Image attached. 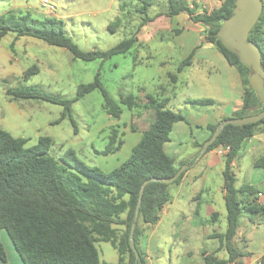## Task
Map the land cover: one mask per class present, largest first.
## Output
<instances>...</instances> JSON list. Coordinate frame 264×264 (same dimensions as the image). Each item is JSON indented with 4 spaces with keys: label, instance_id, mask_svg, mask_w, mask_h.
Returning <instances> with one entry per match:
<instances>
[{
    "label": "rangeland",
    "instance_id": "1",
    "mask_svg": "<svg viewBox=\"0 0 264 264\" xmlns=\"http://www.w3.org/2000/svg\"><path fill=\"white\" fill-rule=\"evenodd\" d=\"M44 1L53 8L50 9ZM223 2L187 0L186 5L197 16L210 13ZM140 8L136 0H0V15L14 11L29 14L33 19L47 17L61 20L66 35L84 52H104L129 38L136 41L124 55L104 61L84 62L74 59L65 49L39 40L16 38L13 34L3 37L0 40V130L14 138L25 139L26 147L35 146L40 137L50 138L53 142L49 151L51 156L60 158L71 150L86 166L108 173L128 159L142 132L152 122L156 102L161 101L164 94L176 93V99L168 107L175 113L190 105L196 106L199 112L220 110L223 101L218 84L213 83L218 76L213 73V68H207L209 61L199 62L202 68L196 63L186 67L178 75L176 86L169 79V75L176 74L177 67L186 59L183 57L185 51L178 45L179 40L196 38L203 45H208L207 29L192 22L185 12L170 16L167 0H152L146 23H143L144 15L140 13ZM117 18L120 19L119 25L109 28ZM34 66L37 71L25 79L24 73ZM98 72L103 88L115 103L130 94L136 99V107L132 111L121 105L123 113L119 120L106 114L98 90L72 105L71 120L75 128L69 118L61 119L63 109L59 105L37 100L13 101L6 95L7 90L32 88L71 100L78 86L91 83ZM186 97L193 101L205 98L213 104L181 102ZM111 138L115 150L103 155ZM190 143L195 145L199 141L196 137H192L191 142L184 141L181 156L180 153L173 156L176 163L191 158ZM171 148L172 145L166 146L168 154L172 153ZM259 159L264 161V149L253 154L246 150L239 156L233 168L236 187L247 184L264 190V168H254L253 165ZM200 168H190L189 176ZM199 182L192 185H199ZM222 183V174L215 169L206 183L208 192L200 198L199 217L194 221L191 213L198 199L191 198L198 189L189 187L180 193L176 185H169L171 196L180 194L168 210V215L164 216L161 212L156 227L139 223L142 233L148 230L147 237L151 236L150 240L143 239L145 250L142 251L148 264H203L201 252H212L218 245L216 239L205 236L212 234L211 225L204 223L209 218L208 213L213 210L218 214L216 232H222L226 226V210L220 192ZM260 204L264 205V199ZM241 218L243 231L244 226L250 224L245 214ZM198 220L204 223V234L200 232L201 227L198 230L194 228L198 226ZM189 221L192 228L186 230ZM239 244L240 247L243 245ZM96 248L100 261L109 264L118 262V253L109 243L98 242Z\"/></svg>",
    "mask_w": 264,
    "mask_h": 264
},
{
    "label": "trees",
    "instance_id": "2",
    "mask_svg": "<svg viewBox=\"0 0 264 264\" xmlns=\"http://www.w3.org/2000/svg\"><path fill=\"white\" fill-rule=\"evenodd\" d=\"M136 1L141 5L143 23L148 22L147 13L152 0ZM167 1L170 16L185 12L192 22L202 24L207 29L206 42L230 66L238 70L242 79L240 109L231 117L221 118L215 125H207L209 135L206 140L222 121L253 116L263 111L264 102L258 99L249 84L251 69L242 65L238 57L229 52L217 37L223 22L232 15L235 0H224L219 8L197 16L186 5L187 0ZM261 2L262 12L249 33L248 41L257 45L264 70V0ZM119 22V18L115 19L109 28L118 26ZM8 34H13L16 38H32L65 49L74 59L84 62L95 59L104 61L116 55H124L136 42L134 38H129L104 52H84L66 35L61 20L47 17L33 19L29 14L22 15L14 11L0 15V40ZM191 58L192 54L180 63L176 74L169 75L174 86L177 85L178 74L190 65ZM36 71L35 66L29 69L24 73L25 79ZM97 90L102 96L106 114L112 119H120L123 113L121 105L128 111L136 107V99L131 94L115 103L103 88L99 72L91 83L79 85L71 100L32 88L7 90L6 95L13 101L37 100L59 105L63 109L61 119L71 120L72 105ZM165 103L166 100L156 102L152 122L142 132L128 159L108 173L86 166L71 150L60 158L51 156L49 151L53 142L50 138L40 137L35 146L26 147L25 139L14 138L8 132L0 130V232H6L23 264H109L100 261L96 248L98 242L109 243L117 251L118 262L115 264H148L145 254L139 248V238L142 235L139 223L147 226L157 224L164 207L172 201L169 185L181 182L185 173L196 164L198 152L206 141L195 144L198 148L195 156L176 163L174 157L165 152L164 145L169 142L174 124L186 122V119L182 114L166 108ZM186 103L213 104L211 100H187ZM71 122L75 128L74 122ZM256 133H264V118L255 124L226 125L204 153L206 155L219 147L228 148L222 172L226 230L223 234L209 236V239L218 241L219 247L214 253L202 252L203 264H242L241 258L247 254L239 251L235 244L242 214L252 224L259 221L264 223V205L257 202L261 193L249 185L237 188L232 171V164L239 157L245 141ZM113 142L111 138L103 155L114 152ZM183 165H187V170L172 184L149 182L143 190L134 231V243L140 256L136 262L129 245V232L141 186L150 179H169ZM254 167L264 168V161L258 160ZM195 213L197 214V207ZM216 217L217 214L214 213L211 221ZM222 250L226 252L225 259L216 255ZM6 261V252L0 240V262ZM258 264H264V247Z\"/></svg>",
    "mask_w": 264,
    "mask_h": 264
},
{
    "label": "crops",
    "instance_id": "3",
    "mask_svg": "<svg viewBox=\"0 0 264 264\" xmlns=\"http://www.w3.org/2000/svg\"><path fill=\"white\" fill-rule=\"evenodd\" d=\"M178 45L180 48H183V50L185 51V55L183 57L187 58L189 55L192 54V58H191V62L189 66L193 65V63H196V65H198L199 68H202V65L199 62L209 61L210 65H207V68H211V69L213 68V73H216L218 76L216 77L217 80L216 79L213 80V83L216 82L218 84V88H219L218 91L221 95L223 102L221 103V107H220L221 109L217 111L209 110L205 112L204 111L199 112V109L193 105L183 106V108L178 111L179 114H182L185 117L186 122H178L174 124L172 131L170 133V136H169V142L164 145L165 152H166V146L168 144L172 145V148H171L172 153L168 154L166 152L171 157H173L174 155L176 156L179 153H180L179 155L181 156L182 154L181 150L184 148V147L182 148L181 144H183V142L186 140L188 142H191L192 137H196V140L199 141V143H202L203 141H205L209 135V132L206 130V126L215 125L221 118L231 117L232 115H234V113L240 109V106L242 104V96H243V85H242V79H241L240 73L238 72L236 68L230 66L226 62V60L223 58V56L211 44L203 45L196 38L193 40V39H188L185 37L184 39L182 38L179 40ZM178 80L179 78L177 76V82ZM161 99L166 100L165 105H166V108H168L170 102L176 99V93L172 91L168 95L164 94L161 97ZM204 99L205 98H198L195 100H204ZM187 100H192V99L189 97H186L181 102H186ZM263 135L264 133H257V135L248 138L245 141L242 151L239 156H241V154H243V152H245L246 150L251 151L252 154L263 151L264 149ZM188 146L192 149V152L190 153L191 156L189 157L195 156L197 153L196 146L191 143ZM226 153H227L226 147H219L217 149H214L208 152L206 155H204L201 159L197 161L196 166H193V167H198V168L201 166L199 171L189 176L190 174L189 173L190 169H189L185 173L181 182L178 185H176L178 192L180 191L182 192L184 189L185 190L190 189L189 187L198 189L197 194L194 197L192 196L191 198L192 200L198 199L195 205L193 206L192 213H191V215L194 218L193 221L199 217V210L202 205L201 204L202 201L200 198H202V195L204 193L208 192V185H206V183L208 182L210 175L212 174V172L215 171V169L217 170L218 174L219 173L222 174L223 172V168H224L223 160H224ZM257 161L258 160H255L253 162V165ZM235 165H237V160L232 164V171ZM235 178H236V175H235ZM196 182H199L200 184L196 186L192 185ZM243 185H247V184H243ZM222 186H223V183L220 186L221 187L220 192H221V196L223 197V202H224V191H223ZM249 186L254 187V185H249ZM256 189L262 194L261 200L257 201L260 204L261 201L264 199V190H261L259 188H256ZM180 193L178 194L175 193V195L171 196L172 197L171 203L166 205L162 211V214L164 216L168 215L169 213L168 210H170L175 200L177 199V196ZM212 203L213 202L211 201L210 204L213 205ZM196 207H197V214L195 213ZM214 213L215 212L211 210L208 213L209 218L205 219L204 221L205 225H211L210 227H212V234L205 235L207 236V239H209V235L223 234L225 233V230H226V226H225L222 232L220 233L216 232L215 225L217 223L218 214L216 213L217 217L214 220H212L213 221L212 222L211 216ZM241 220L242 218H240V221H239V227H238L236 238H235V244L239 251L247 254L246 257L241 258L242 264H258L261 256L263 255L264 223L259 221L256 224H252L248 219H246L250 225L244 226V229L242 231V227H241L242 225L240 224ZM159 221L154 226H150V228L156 227L159 224ZM207 221H209V223H207ZM204 223L198 220V226H195L194 228H197L198 230V228L201 227L200 232H203L204 234V231H203L205 229ZM185 228L186 230H190L192 228L191 221H189V225H186ZM147 231L148 230L143 232L139 238V248L141 250H145L144 248L145 245H143V243L145 242H143V239L144 238H149V240L151 239V236L147 237L148 236ZM238 238H240L241 240H239ZM0 239L2 241L5 252L7 254L6 263L0 262V264H11V263L12 264H23L16 250L14 249L11 241L9 240L6 232L4 231L0 232ZM239 243H242L243 245L240 247L241 244ZM218 247H219V244L212 252H206V253L208 254L214 253L218 249ZM9 255H11L10 260H9ZM216 255L219 258H223V259L227 258L226 252L224 250L219 251Z\"/></svg>",
    "mask_w": 264,
    "mask_h": 264
},
{
    "label": "water",
    "instance_id": "4",
    "mask_svg": "<svg viewBox=\"0 0 264 264\" xmlns=\"http://www.w3.org/2000/svg\"><path fill=\"white\" fill-rule=\"evenodd\" d=\"M262 12L261 0H235L234 9L230 18L225 20L217 34L221 44L231 53H234L240 63L251 69L252 73L249 76V84L256 93L258 99L264 102V70L261 67V53L256 44L248 41V36L253 27L258 22ZM264 118V110L260 113L243 117L230 118L220 123L212 136L206 140L195 159L197 162L206 152L207 148L216 140L222 127L226 125L243 126L247 124H255ZM187 165L180 167L175 175L169 179H150L143 183L139 193L138 204L135 209L133 222L129 232V245L133 251L136 262L139 259V253L134 243V231L136 228L141 197L145 186L149 182H161L164 184H172L185 170Z\"/></svg>",
    "mask_w": 264,
    "mask_h": 264
},
{
    "label": "built area",
    "instance_id": "5",
    "mask_svg": "<svg viewBox=\"0 0 264 264\" xmlns=\"http://www.w3.org/2000/svg\"><path fill=\"white\" fill-rule=\"evenodd\" d=\"M44 3H45L46 5L48 4L47 1H44ZM48 6H49L50 9L53 8L52 5H49V4H48ZM226 150L228 151V148H227V147H226ZM261 198H262V194H259V195H258V200H261Z\"/></svg>",
    "mask_w": 264,
    "mask_h": 264
}]
</instances>
